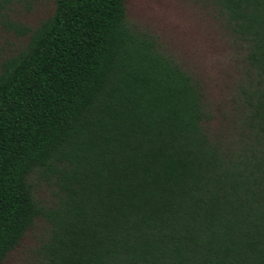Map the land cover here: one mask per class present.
<instances>
[{
    "label": "trees",
    "instance_id": "1",
    "mask_svg": "<svg viewBox=\"0 0 264 264\" xmlns=\"http://www.w3.org/2000/svg\"><path fill=\"white\" fill-rule=\"evenodd\" d=\"M205 1L243 52L220 114L127 0H0L17 41L0 54V264L40 221L34 264H264V0Z\"/></svg>",
    "mask_w": 264,
    "mask_h": 264
},
{
    "label": "rangeland",
    "instance_id": "2",
    "mask_svg": "<svg viewBox=\"0 0 264 264\" xmlns=\"http://www.w3.org/2000/svg\"><path fill=\"white\" fill-rule=\"evenodd\" d=\"M127 7L134 25L157 35L168 52L202 81L214 113L226 112L242 69L243 52L218 11L205 0H127ZM49 10L44 4L20 18L35 25ZM16 44L13 33L0 28V54ZM44 190L42 185L41 193ZM43 233L40 221L3 264H34Z\"/></svg>",
    "mask_w": 264,
    "mask_h": 264
}]
</instances>
